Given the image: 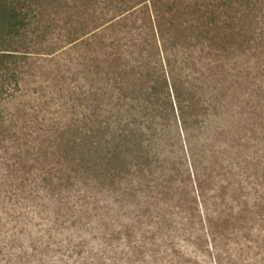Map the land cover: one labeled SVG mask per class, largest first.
I'll list each match as a JSON object with an SVG mask.
<instances>
[{
  "label": "trees",
  "instance_id": "16d2710c",
  "mask_svg": "<svg viewBox=\"0 0 264 264\" xmlns=\"http://www.w3.org/2000/svg\"><path fill=\"white\" fill-rule=\"evenodd\" d=\"M0 264H264V0H0Z\"/></svg>",
  "mask_w": 264,
  "mask_h": 264
},
{
  "label": "rangeland",
  "instance_id": "374dc122",
  "mask_svg": "<svg viewBox=\"0 0 264 264\" xmlns=\"http://www.w3.org/2000/svg\"><path fill=\"white\" fill-rule=\"evenodd\" d=\"M189 251H188V253H193L194 251H193V248H187Z\"/></svg>",
  "mask_w": 264,
  "mask_h": 264
}]
</instances>
